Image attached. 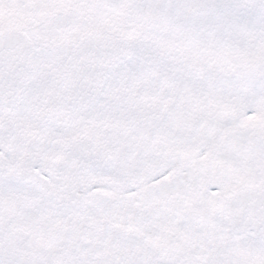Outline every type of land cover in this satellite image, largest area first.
<instances>
[{
  "label": "snow or ice",
  "instance_id": "1",
  "mask_svg": "<svg viewBox=\"0 0 264 264\" xmlns=\"http://www.w3.org/2000/svg\"><path fill=\"white\" fill-rule=\"evenodd\" d=\"M0 264H264V0H0Z\"/></svg>",
  "mask_w": 264,
  "mask_h": 264
}]
</instances>
